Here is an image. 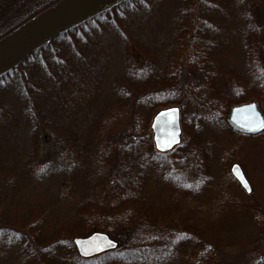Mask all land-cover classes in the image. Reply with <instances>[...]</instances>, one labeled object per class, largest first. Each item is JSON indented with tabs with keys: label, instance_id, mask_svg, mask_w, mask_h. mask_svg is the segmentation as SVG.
Wrapping results in <instances>:
<instances>
[{
	"label": "trees",
	"instance_id": "1",
	"mask_svg": "<svg viewBox=\"0 0 264 264\" xmlns=\"http://www.w3.org/2000/svg\"><path fill=\"white\" fill-rule=\"evenodd\" d=\"M66 1L0 0V43ZM121 42L144 51V65H134L131 48L122 50ZM237 50L238 56L245 59L242 68L236 59ZM230 55L236 60L233 66L226 61ZM121 57L125 60V70L112 73L110 63ZM227 72L237 79L234 86L237 97L243 93V85L247 86L249 93L260 95L258 100L264 113L261 95L264 94V0H120L44 42L0 74V264H96L100 256L80 258L72 241L76 236H88L96 231L116 239L118 251L127 247L124 254L135 264L144 260L158 264L173 261V251L168 257L163 255L168 252L154 249L153 253L159 255L155 260L144 255L139 247L147 248L145 252L152 248V233L162 231L160 223L164 220L181 219L178 221L186 224L180 231L185 234L189 233L187 226L193 223L192 208L185 198L169 204L163 196L145 192L153 184L147 181L153 179L149 167L163 168L161 162H168L163 158L177 153L179 147L161 154L153 149L149 138L152 149L163 158L152 159L153 165L147 162L142 174L138 164L141 167L143 156L128 149L130 156L123 158L124 164L137 165L128 172L120 170L121 173L117 163L110 165L112 176L115 172L122 175L127 185L117 191L118 188H113V178L106 181L105 187L117 191L118 197L114 204L106 206V197L98 199L97 193L87 188L85 172L93 163L92 145L101 144L105 140L103 136L114 129L125 131L136 115L138 119L143 114L148 120L159 106L178 104L183 109L185 128L190 116L186 109L201 123L197 127L193 122L200 135H190L192 140L188 145L180 147L178 167L185 174L190 173L184 165L189 160L201 157L202 153L205 159L214 156L213 140L202 132L214 125L229 126L222 112L230 111L233 105L248 98L235 101L226 96L229 92L224 88L228 83L224 85L223 76ZM175 95L176 100H172ZM141 107L145 112L140 111ZM113 118L119 119L120 124L112 125ZM229 129L231 134H238L240 158L246 165L249 153H244V148L257 145L247 139L251 138L248 133ZM146 131L150 136V130ZM47 132L63 138L65 146L57 154L41 157L37 164L40 142ZM132 133L131 130L127 137L115 139L120 151L134 136ZM111 138L114 139L113 131ZM29 147V153L24 155ZM203 161L202 158L192 161L193 169L199 170ZM56 173L60 189L66 182L77 185L69 195L76 198L62 215L73 211L85 217L89 215L87 212L95 211L97 222L70 225L61 214L58 218L52 213V206H47L45 201L46 194H51L57 203L60 198L50 188L45 189L44 184ZM160 173L162 190L182 186V180L176 176H165L166 169ZM198 186L189 188L194 197L202 193ZM90 200L96 206L87 207ZM232 202L231 206L237 209L261 210L258 204ZM234 214L235 211L232 218ZM171 230L167 231L169 237ZM192 239L193 235L183 241L190 243ZM180 240L177 246L185 255L191 244ZM159 241L155 244L164 248L170 244L167 240ZM135 251L141 253L139 257Z\"/></svg>",
	"mask_w": 264,
	"mask_h": 264
},
{
	"label": "rangeland",
	"instance_id": "2",
	"mask_svg": "<svg viewBox=\"0 0 264 264\" xmlns=\"http://www.w3.org/2000/svg\"><path fill=\"white\" fill-rule=\"evenodd\" d=\"M231 37L234 36L231 35ZM165 39L166 41H168V37H166ZM220 44H222V41H220ZM120 45L122 47V50L123 48H131V57L135 60V62H133L134 65H144L146 61V55L144 51L137 48V46L133 47L124 45L123 42H121ZM236 59L237 62H239V67L242 68V66H245V59L238 56V50L236 51ZM226 61L228 63L231 62L230 65L233 66L236 60H233L232 55H230L226 59ZM257 64L259 66V69L262 70L263 67H260L259 63L254 62V65ZM191 66L195 65L191 64ZM125 68L126 64L124 57H121L120 60H115L110 63V69L112 70V73H117V71L125 70ZM227 69L229 70L230 68L228 67ZM257 73L260 77L263 76V73ZM223 78L225 81L224 85L228 83V85L224 88L229 92L228 94H226L227 97L235 98V101L244 100L243 98L248 97L244 103L256 101L261 109V105L258 100L260 98V95L251 92L249 93L247 91L248 87L243 85V93L239 97H237V91L234 89V86L237 84V79L228 72L224 74ZM229 84L231 85V87L229 86ZM261 95L264 100V94ZM176 96L177 95H175L174 99L172 100H176ZM178 98L180 99L181 97L178 96ZM227 101L229 104L230 100L227 99ZM143 108L144 107H141L140 109L142 110L140 111L145 112V109ZM160 108L161 107L159 106L157 110H159ZM188 108L190 107L188 106ZM185 111H187L190 116H186L189 123L186 124L187 128H185V126L182 124V126L184 127L182 144L178 149L176 148V151L179 150L177 153L166 158L159 156L155 153L156 151L153 150L155 148L152 141V132L150 130L153 116L146 120L143 114H139L138 119L136 115L132 123L128 127H125V131L122 129L115 130L114 128L117 127H113L114 130L112 131L114 139H110L112 132L111 131L109 134H105L103 136L102 139L105 138V140L102 141L101 144L97 143L92 145L93 163L90 164V169L85 172L86 178L88 180L87 188L92 190L93 193H97L96 197L98 199H103L104 197H106V199H104L105 205L111 206L118 200L117 191L124 188L127 184L123 183L124 177H122V175H117L115 172V175L113 174L114 176H112L111 173H113L114 171H110V165H112L113 162L117 163L119 172L120 170L121 172H128L130 168H135V166L137 165L135 164L132 166H128L124 164L125 160H123V158L130 156L127 151L128 149L130 151H135L136 155L138 153L140 156H143V160L140 159L142 161L141 167L138 164V167L140 168V174L145 172L147 162L149 165H153V162L151 161L152 159H155L156 161L161 160L160 158H163V160H168V162H161L163 168H161L160 165L155 166L157 168L154 169L149 167V171L151 177L153 175V179H147V181L150 182L151 180L150 183L153 184L149 188V190L146 189L145 192H149V194H156L157 197H160L161 195L167 199L169 204H172L176 199H178V201H183V198H185V200L189 202V206L192 208L191 210L194 216V224L192 223L191 225L187 226L189 233L185 234L183 231H180L183 230L182 228L186 224L178 221L181 219H175L173 221L164 220L160 223V226L163 227L162 231L158 233H152L154 234V236H152V238L150 239V241L154 243L152 248L145 252L147 248H144V246H141L142 248L139 247L140 250H143V254L145 253L144 255H146L147 257L156 260L159 258V255L153 253V251H155L154 249L159 248L163 252H168V254H163L167 255L168 257H171L170 251H173L175 254V261L171 260L166 264H264V211L262 212V209L264 210V130L254 134L249 133V135H251V138L247 139L253 140L255 142L254 144H256L257 146L251 147V149L244 148V153H249V156L246 159L247 164L245 165L242 158H240V156L242 155V151L239 150L241 148V142L238 140V134H231L229 129L230 127L234 129L237 128H235L229 121L230 111L227 110V112H225L224 110V112L222 113L228 121L229 126L216 128L214 125V127L206 128V131L202 130V133L205 134L204 137H208L213 140L214 156H212V158L209 157L208 159H205L202 153L200 155L201 157L198 156L196 158H193L192 160H189V162L185 163L184 165H186V169L189 168L190 173L185 174V172L180 167H178V159L181 158L180 147L184 144L188 145L190 140H192V137L190 135H200L196 130L199 131L197 127L201 124L197 120V117L193 115V113H190L188 109H186ZM181 113L183 114V109H181ZM208 115L212 116L210 114ZM136 119L137 123L135 125ZM112 120V125L120 124L119 119L113 118ZM145 120L147 121V127ZM193 122L197 123V127H195ZM182 123H185L183 115ZM147 129L150 130V136H148V132L146 131ZM131 130L133 131L132 134L134 136H131L130 140L133 139V141L129 142L130 140L127 139L128 144L124 145L123 149L120 151V149L116 147L117 141H115V139L121 136H126V134L131 132ZM239 131L243 132L241 130ZM149 138L151 139L153 149L149 143ZM62 139L59 137V135L53 132H47L40 142L41 146L38 155L36 156L37 164L40 161L39 159H41V157L45 158L48 155L52 156V153L55 152L57 154L61 149H63L65 144H63ZM235 146L237 147V149L235 148ZM186 147L187 146H185V148ZM30 148L31 147H29L26 152H24V155H27V153H29ZM151 150H153L154 152H152ZM203 150H205V148ZM135 153H132L131 155L134 159L136 158ZM116 157L117 162L114 161ZM201 158L204 159L205 162L203 161L200 165V169L195 171L193 169L192 163L198 162ZM218 160L220 161V164H218ZM235 161L244 165L243 167L245 173L254 189V193L252 196L246 195L244 191L241 190L239 184L230 173L231 164ZM172 163H174V165ZM198 167L199 165H196L195 168L198 169ZM164 169H166L167 171L165 176L172 177L173 175L176 176V179L182 180L180 182H183V184L180 183L182 186H179V189L176 187L169 188L167 190L161 189L162 180L160 176L162 174L160 172ZM207 170H209V172ZM56 175L57 173L54 174V177L52 179H46L44 186H46L45 189L48 187L50 188V190H52V192H55V197L56 194L59 195V203L52 200L53 197H51V194H46L48 198H45V201H47V206L50 207L51 205L53 208L52 213L58 217V215H62L63 212L70 208L68 205L71 204L76 198L74 195L70 198L69 195L70 192H72V187L75 188L77 187V185L71 182H66L65 187L60 189L58 187L59 178ZM111 178L115 180L112 181V183L115 184L113 187L115 188V190L116 188H118L117 191L105 187L107 182H111ZM194 185H199L197 189H200V191H202V193L197 197H194L191 193V189H189ZM183 188H185L186 190H181ZM132 194H135V192ZM203 196H205V198ZM98 199L94 197L95 201H98ZM91 201L92 200L89 201L90 203L87 204V207L96 206V203H91ZM232 201L247 202L251 205L258 204L261 210L257 212L256 210L251 211L250 209H237L231 206V203H233ZM233 211H235V214L232 218ZM87 214L89 215L82 217L79 214H75L73 211L72 213L71 211H68L65 216L62 215V219L67 224H75L77 226L97 222L98 217L95 211L94 214L92 212H87ZM153 227L154 229L158 228L156 226ZM170 229L172 230L171 236L169 237L167 231H169ZM164 235L165 238L163 237ZM191 235L194 236V239H192L190 243L183 241V239L190 237ZM182 236L183 239L180 240ZM160 237L162 238L160 239ZM159 240H167L170 242V244L167 248H164L160 245H157V241ZM178 240L184 243L191 244L188 251H185V255L178 249ZM118 248L110 252L101 254L100 260H97L96 264H135L133 262V259H129L127 257L128 254H124V251H126L127 247L119 251ZM135 253L137 257H139V255L141 254L140 252L136 251ZM140 264L158 263H155V261L153 260H144L141 261Z\"/></svg>",
	"mask_w": 264,
	"mask_h": 264
},
{
	"label": "water",
	"instance_id": "3",
	"mask_svg": "<svg viewBox=\"0 0 264 264\" xmlns=\"http://www.w3.org/2000/svg\"><path fill=\"white\" fill-rule=\"evenodd\" d=\"M119 1L68 0L19 29L0 43V74L25 59L44 42ZM170 109H177L178 111L172 113L169 111ZM229 121L237 128L253 133L264 129L258 127L260 122H264V114L256 101L233 106ZM151 130L157 151L169 152L180 145L183 134L180 107L174 105L159 110L153 117ZM173 139H177L179 143L172 144L170 148L157 147L158 143L163 145ZM230 171L243 189L251 194L253 188L242 166L235 162ZM73 243L78 254L83 258L94 257L118 247V242L103 232H94L87 237H75Z\"/></svg>",
	"mask_w": 264,
	"mask_h": 264
},
{
	"label": "snow or ice",
	"instance_id": "4",
	"mask_svg": "<svg viewBox=\"0 0 264 264\" xmlns=\"http://www.w3.org/2000/svg\"><path fill=\"white\" fill-rule=\"evenodd\" d=\"M169 111L172 112V113H175L178 110L177 109H170ZM258 127L259 128H264V122H260L259 125H258ZM253 130H256V129H253ZM175 143H179V141L177 139H173L171 142H167V143H165L163 145H161V144L158 143L157 144V147L158 148H170L172 146V144H175Z\"/></svg>",
	"mask_w": 264,
	"mask_h": 264
}]
</instances>
